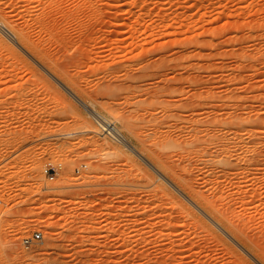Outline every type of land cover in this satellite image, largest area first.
I'll return each mask as SVG.
<instances>
[{"label":"rangeland","instance_id":"374dc122","mask_svg":"<svg viewBox=\"0 0 264 264\" xmlns=\"http://www.w3.org/2000/svg\"><path fill=\"white\" fill-rule=\"evenodd\" d=\"M0 25V264H264V0H0Z\"/></svg>","mask_w":264,"mask_h":264},{"label":"bare ground","instance_id":"6f19581e","mask_svg":"<svg viewBox=\"0 0 264 264\" xmlns=\"http://www.w3.org/2000/svg\"><path fill=\"white\" fill-rule=\"evenodd\" d=\"M0 29H1V31L2 32H4L10 39H12V40H14V39H16V35H18V34H14L12 31H13V29L14 28H12L11 30H9V29H7L5 26H3V25H0ZM16 30V29H15ZM18 30V29H17ZM16 30V31H17ZM20 30V29H19ZM18 30V33L20 32ZM23 30V29H22ZM15 32V31H14ZM17 33V32H16ZM27 33V32H26ZM29 34L27 33V34H25V32H22L21 31V33H20V37H21V39H22V42H25V43H27L28 44V42H29V36H28ZM20 37H18L19 39H20ZM20 41V40H19ZM31 41V40H30ZM32 42H33V40H32ZM30 43V42H29ZM36 43V42H35ZM26 44V45H27ZM31 44V43H30ZM37 44V43H36ZM35 46L36 47V45L34 44V42L31 44V46ZM34 47V48H35ZM39 46H37L36 48H38ZM28 49V48H27ZM30 49L31 50H33L34 52H38L37 51V49L35 50V49H33V48H31L30 47ZM39 49V48H38ZM33 53V52H32ZM40 53V52H39ZM41 53H42V51H41ZM39 54L37 53V56H38ZM44 56V55H43ZM39 58V57H38ZM40 59V58H39ZM63 85V84H62ZM63 87V86H62ZM66 88V87H65ZM66 90V89H65ZM67 91L69 92V90L67 89ZM70 93V95H72V97L79 103V104H81L92 116H96V115H94V111L93 110H91V109H89V105H87L84 101H82L79 97H77L75 94H73V93H71V92H69ZM98 116V115H97ZM98 118V117H97ZM105 118V117H104ZM104 130L105 131H107L108 133H110L111 131H114V130H116V128L112 125V124H108V123H105V126H104ZM117 132V131H116ZM113 133V132H112ZM115 133V132H114ZM117 136V137H116ZM115 137H116V139H117V141H119L120 143H123V145H125L128 149H130L132 152H136L137 150H135V148L129 143V142H127V140L123 137V135H121V134H118V132H117V134L115 135ZM195 137V136H194ZM196 139H198L199 140V137L197 136V137H195ZM228 137L227 136H223V137H220V136H213L212 137V139H209L210 141H209V147L208 148H217L219 145H221L220 143L224 140H228L227 139ZM231 140V139H230ZM206 141V140H205ZM207 141H208V139H207ZM231 143V142H230ZM226 145V144H225ZM228 145V144H227ZM220 147V146H219ZM222 147V146H221ZM225 146H223V148H224ZM226 147H228V146H226ZM222 148V149H223ZM218 149V148H217ZM209 150V149H208ZM215 151V150H214ZM217 151V150H216ZM230 152V151H229ZM227 154V153H226ZM212 155V154H211ZM211 157V156H210ZM231 157V156H230ZM229 158V157H228ZM225 159V158H224ZM228 160V159H227ZM225 161V160H224ZM202 163V162H201ZM186 166V165H185ZM188 166V165H187ZM189 167V166H188ZM186 169H187V167H186ZM188 170V169H187ZM191 170V169H190ZM199 170V169H198ZM186 171V170H185ZM227 177V176H226ZM223 178V177H222ZM226 179V178H225ZM221 182V181H220ZM206 183V182H205ZM216 184V183H215ZM214 184V185H215ZM213 185V184H212ZM192 188V187H191ZM216 188H217V186H216ZM192 191H194V190H192ZM196 193H197V191H195ZM194 192V193H195ZM197 195L200 197V196H202L203 198H204V196L203 195H199L198 193H197ZM227 195V194H226ZM198 197V198H199ZM203 198H201L202 200H204ZM207 199V198H206ZM205 199V200H206ZM204 200V201H205ZM208 200V199H207ZM229 200V199H228ZM197 201V200H196ZM200 201V200H199ZM208 202V201H207ZM206 202V203H207ZM212 202V201H211ZM217 202V201H216ZM201 203V202H200ZM199 203V204H200ZM203 203V202H202ZM198 204V203H197ZM208 205H209V203H207ZM214 204H215V202L211 205L212 206V208H214L215 209V207H216V205L218 206V203L215 205V207H213L214 206ZM220 204V203H219ZM226 204V203H225ZM224 204V205H225ZM203 205V204H202ZM201 205V206H202ZM205 207V206H204ZM203 207V208H204ZM207 207V206H206ZM227 207V206H226ZM213 209V210H214ZM217 209H218V207H217ZM217 209H215V210H217ZM206 210H208V208L206 209ZM210 210V209H209ZM219 210V213L223 210H221L220 211V209H218ZM217 210V211H218ZM211 211V210H210ZM209 211V212H210ZM216 211V212H217ZM224 211V210H223ZM210 213H212V211L210 212ZM225 213H227V212H225ZM222 214V213H221ZM228 214V213H227ZM210 215V214H209ZM212 215V214H211ZM220 214H218V216H219ZM223 215H224V213H223ZM214 216H215V214H214ZM217 216V217H218ZM226 216V214L223 216V218ZM230 216V215H229ZM228 217V216H227ZM227 217L225 218V219H223V220H225L226 222H229V223H231L230 221L231 220H229V221H227L226 219H227ZM231 218V217H230ZM221 222V221H220ZM232 225H233V223H232ZM235 226H237V224L235 225ZM233 227V226H232ZM242 229V228H241ZM238 230V229H237ZM238 231H240V230H238ZM234 232V231H233ZM234 234V233H233ZM244 236V235H243ZM242 240V239H241ZM256 244V243H255ZM258 245V244H257ZM253 246H254V244H253ZM252 249V248H251ZM255 249H258V248H255ZM261 249V248H260ZM261 251V250H260ZM260 253V252H259Z\"/></svg>","mask_w":264,"mask_h":264},{"label":"built area","instance_id":"2783aa9c","mask_svg":"<svg viewBox=\"0 0 264 264\" xmlns=\"http://www.w3.org/2000/svg\"><path fill=\"white\" fill-rule=\"evenodd\" d=\"M104 132V129H103ZM107 135H110L105 131ZM44 174L48 179L54 180L55 179V170L52 169L51 167L46 168L44 170ZM43 239L42 233L37 232L34 233L31 237H26L22 240V246L25 247L26 249H30L35 243L40 242Z\"/></svg>","mask_w":264,"mask_h":264}]
</instances>
